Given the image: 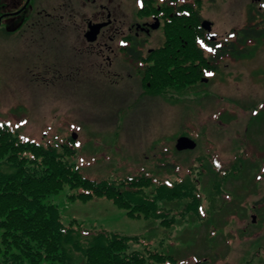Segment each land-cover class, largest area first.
Returning <instances> with one entry per match:
<instances>
[{"label": "rangeland", "instance_id": "obj_1", "mask_svg": "<svg viewBox=\"0 0 264 264\" xmlns=\"http://www.w3.org/2000/svg\"><path fill=\"white\" fill-rule=\"evenodd\" d=\"M132 4L125 10L132 9ZM239 17L237 28L243 24ZM17 21L5 20L3 24ZM9 31H0V123L45 146H63L76 133L78 140L71 147L77 154L69 161L94 180H116L146 171L162 180L178 181V176L186 177L191 168L205 171L200 177L192 171L207 213L202 220L188 215L169 229L155 220H132L105 198L87 203L73 200L71 197L82 190L67 185L44 200L59 208L66 226L138 237L142 241L131 242V251L145 252L149 246L178 261L168 264H198L205 258L208 264H264V148L255 144L264 136V45L257 48L259 53L253 50L258 54L251 59L252 65L242 69V76L236 78L223 70L209 86L197 91L189 88L166 99L144 96L140 81L126 74L125 90L121 85L95 81L77 87L74 72L58 81L72 88H46L39 77L42 72L33 70L26 33L16 24ZM59 55L61 59L62 53ZM121 56L132 63L124 53ZM66 61L62 57L60 66ZM122 64L130 69L127 63ZM180 138H190L197 148L189 153L178 151ZM247 141L254 147L246 149ZM245 149L249 161H258V166H235L239 174L222 182L219 173L235 162L229 163L227 158ZM215 153L220 161L225 158L218 164L222 169L213 164ZM197 158L202 159L200 163L195 162ZM217 186L223 189L221 196L216 195ZM165 206L179 212L184 208L177 203ZM74 263L83 264L81 256Z\"/></svg>", "mask_w": 264, "mask_h": 264}, {"label": "trees", "instance_id": "obj_2", "mask_svg": "<svg viewBox=\"0 0 264 264\" xmlns=\"http://www.w3.org/2000/svg\"><path fill=\"white\" fill-rule=\"evenodd\" d=\"M200 34L192 30L190 35ZM187 33L183 27H174L166 47L157 51L152 65L143 78L148 96L174 99L177 93H186L197 84L208 69L205 48L187 46ZM172 44H174L172 46ZM60 145H40L28 140L9 124L0 123V256L2 264H75L81 256L83 264H168L177 263L172 255L154 251L149 246L145 252L131 251V242L142 239L129 238L102 229H74L66 226L58 207L47 205L44 200L61 192L67 185L81 189L73 200L89 202L105 198L128 217L159 221L169 229L177 220L188 215L202 220L204 204L198 192L194 174L201 176L203 168H194L186 177L179 175L178 181L162 180L146 171L118 178L116 180H94L85 177L71 162L77 150L72 137ZM190 151V150H189ZM185 151L182 153H189ZM197 158L195 162L200 163ZM214 158L213 164L219 169ZM180 169L178 166H176ZM164 168V166H159ZM197 170V169H196ZM240 170L226 169L220 172L221 181L239 174ZM218 187V186H217ZM221 187V186H220ZM221 196L223 189H219ZM168 203H177L184 208L167 209ZM193 219V218H192ZM193 221V220H192ZM191 223V221H190ZM209 259L198 264H208Z\"/></svg>", "mask_w": 264, "mask_h": 264}, {"label": "flooded vegetation", "instance_id": "obj_3", "mask_svg": "<svg viewBox=\"0 0 264 264\" xmlns=\"http://www.w3.org/2000/svg\"><path fill=\"white\" fill-rule=\"evenodd\" d=\"M131 1L132 9L125 10ZM239 15L243 24L237 28ZM16 18L20 20L14 23L16 28L26 33L29 56L37 61L30 60L33 70L42 72L39 77H43L46 88H72L58 81L66 79L64 74L74 72L77 87L95 81L124 89L127 75L140 81L144 96L161 97L146 94L143 74L180 24L187 33L186 45H199L207 51L209 67L197 84L189 87L193 91L209 86L223 70L236 78L242 76V69L253 64L250 61L259 53L257 48L264 45V0H0V31L9 34L14 24L5 26L3 22ZM206 22L211 24V33L204 28ZM195 29L200 34L193 40L190 32ZM60 52L67 60L64 66H60ZM122 53L132 65L122 58ZM122 62L130 69H125ZM257 139L255 144L264 148V140ZM248 147L254 146L249 143ZM246 149L227 158L229 163L235 161L230 169L258 166V161H249ZM213 155L218 164L225 160L223 157L220 161L217 153Z\"/></svg>", "mask_w": 264, "mask_h": 264}, {"label": "water", "instance_id": "obj_4", "mask_svg": "<svg viewBox=\"0 0 264 264\" xmlns=\"http://www.w3.org/2000/svg\"><path fill=\"white\" fill-rule=\"evenodd\" d=\"M211 24L209 22H206L204 25L205 30L209 31L211 33ZM209 37L214 38V35L209 34ZM72 139L74 141L78 140V135L75 133L72 136ZM197 148V145L194 141H192L190 138H180L177 141V150L180 152H185L189 150H195Z\"/></svg>", "mask_w": 264, "mask_h": 264}]
</instances>
